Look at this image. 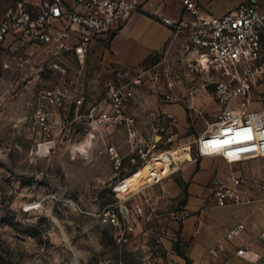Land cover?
I'll list each match as a JSON object with an SVG mask.
<instances>
[{
    "label": "rangeland",
    "instance_id": "rangeland-1",
    "mask_svg": "<svg viewBox=\"0 0 264 264\" xmlns=\"http://www.w3.org/2000/svg\"><path fill=\"white\" fill-rule=\"evenodd\" d=\"M14 1L0 0V20ZM249 1L241 0L233 8ZM221 8L215 14L230 10ZM103 45L108 49L110 41ZM101 52L92 48L89 70L79 74L72 68L60 75L49 68L45 53L36 57V65L29 64L24 61L27 56L24 62L14 58L11 46L0 43V264H137L131 254L117 253L111 228L97 216L119 201L105 145L109 141L126 150L123 130L106 132L96 115L95 122L85 116L103 105L105 83L114 78L113 68L119 67L112 61L105 63ZM173 56L169 60L175 80L172 88L147 77L128 90L129 110L144 133L155 136V151L179 150L187 144L186 160L178 169L143 191L129 193L135 197L125 202L129 208L139 205L144 212L137 244H159L164 257L168 251H179L184 241L179 213L186 197L182 173L195 159V139L219 115L213 84H203L207 75H191L181 65L179 70ZM155 59L151 64L159 61ZM71 79H75L73 86ZM54 85L71 86L76 102L67 119L54 114L46 136L31 114L40 90ZM252 101V109L264 106V79L255 84ZM166 105L177 115L164 111ZM158 112L171 116L161 121L164 131L152 130L151 114ZM169 137L172 141L167 142ZM247 165L242 171L248 177L263 175V160Z\"/></svg>",
    "mask_w": 264,
    "mask_h": 264
},
{
    "label": "built area",
    "instance_id": "built-area-1",
    "mask_svg": "<svg viewBox=\"0 0 264 264\" xmlns=\"http://www.w3.org/2000/svg\"><path fill=\"white\" fill-rule=\"evenodd\" d=\"M148 1L16 0L0 20V43L11 46L14 58L20 57L23 61L27 56L25 63L36 65V57L43 52L49 68L60 75L68 74L72 68L81 74L90 69L87 58L92 46L106 44L132 16L146 13ZM156 15L171 32L159 61L113 68L114 78H108L109 82L105 83L107 92L101 102L103 105L85 115L93 122L96 115L104 131L123 130L126 136V150L109 141L105 145L113 176L118 177L113 181V190L119 201L98 211L97 216L111 228L117 253L131 254L137 264L167 263L159 244H137L144 212L139 205L129 208L125 203L135 194L119 196L125 174L150 163V177L157 184L178 169L186 158L182 146L179 150L172 147L161 150L175 151L176 157L171 154L169 163L158 159L161 151H155L158 143L155 136L146 135L129 110L130 86L135 87L151 77L156 84L172 88L175 80L169 60L174 54L179 70L181 65V69L191 75H207L203 84H213L212 96L219 107L217 121L208 124L195 139L194 161L204 156L219 157L230 163L264 161V106L252 109V91L258 80L264 79V5L255 0L222 14H213L206 11L199 0H182L178 18ZM74 83L75 79H71L70 84ZM70 88L54 85L40 90L31 117L46 136L50 135V122L55 113L60 114V120L69 117L71 106L76 102ZM151 117L152 130L164 131L161 121L171 116L158 112ZM170 141L172 137L167 140ZM224 141L229 142L222 143ZM157 173H161V178ZM209 187L221 207L255 201L254 190L264 201V174L251 178L241 168L230 169L224 176L214 174ZM245 229V224L239 223L230 227L225 237L227 240L241 238ZM199 231L195 228L196 233ZM258 239L264 244V230L258 234ZM219 250L223 248H211L208 254L215 256ZM234 255L252 262L260 259L245 243L236 248ZM207 258H184V264H205Z\"/></svg>",
    "mask_w": 264,
    "mask_h": 264
},
{
    "label": "crops",
    "instance_id": "crops-1",
    "mask_svg": "<svg viewBox=\"0 0 264 264\" xmlns=\"http://www.w3.org/2000/svg\"><path fill=\"white\" fill-rule=\"evenodd\" d=\"M240 1L199 0L200 5L206 11L214 12L213 14L219 13L220 7L221 10H231ZM251 1L255 0L249 2ZM256 1L264 5V0ZM146 8V13L132 16L113 36L108 49L103 48V44L92 46L102 51L105 63L112 61L118 66H135L149 64L162 55L171 32L156 14L178 18L182 0H149ZM162 109L177 115L172 106L166 105ZM253 161L256 160L230 163L219 157L204 156L185 166L182 177L186 182V197L179 212L182 218L181 236L184 241L180 243L179 251H168V257H165L167 264H184L185 259L201 260L206 256L208 258L205 264H264V244L258 239V234L264 230V201L259 199L254 190L255 201L221 207L217 205L209 187L216 172L224 173L233 168L245 170L249 168L247 164ZM239 223L246 226L241 238L227 240V230ZM195 228L200 231L196 233ZM243 243L260 256L258 261L252 262L234 255L236 248ZM214 247H222L223 250L211 256L208 250Z\"/></svg>",
    "mask_w": 264,
    "mask_h": 264
},
{
    "label": "bare ground",
    "instance_id": "bare-ground-1",
    "mask_svg": "<svg viewBox=\"0 0 264 264\" xmlns=\"http://www.w3.org/2000/svg\"><path fill=\"white\" fill-rule=\"evenodd\" d=\"M209 124L213 125L212 123ZM188 144L191 149L190 143ZM186 145L187 144L183 145V150L187 149ZM171 154H174V157L176 156V153L173 150H170L169 152H160L158 154V159H162L163 161H165V163H169L170 161H172V157L170 156ZM151 165L152 164L148 163L145 166L139 168L134 173H131V175L127 176L121 185L120 192L123 194L134 193L144 190L152 183H156V181H153V178L150 177ZM156 176H159V178H161V173H157Z\"/></svg>",
    "mask_w": 264,
    "mask_h": 264
},
{
    "label": "water",
    "instance_id": "water-1",
    "mask_svg": "<svg viewBox=\"0 0 264 264\" xmlns=\"http://www.w3.org/2000/svg\"><path fill=\"white\" fill-rule=\"evenodd\" d=\"M117 179H118L117 176H113V178H112L113 181H116Z\"/></svg>",
    "mask_w": 264,
    "mask_h": 264
},
{
    "label": "snow or ice",
    "instance_id": "snow-or-ice-1",
    "mask_svg": "<svg viewBox=\"0 0 264 264\" xmlns=\"http://www.w3.org/2000/svg\"><path fill=\"white\" fill-rule=\"evenodd\" d=\"M250 138V137H249ZM229 141H224V142H222V143H228Z\"/></svg>",
    "mask_w": 264,
    "mask_h": 264
}]
</instances>
